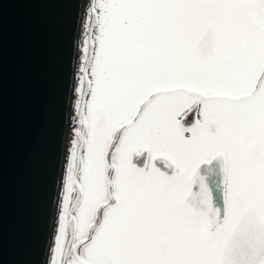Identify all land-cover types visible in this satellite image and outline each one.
Instances as JSON below:
<instances>
[{
  "label": "snow or ice",
  "instance_id": "obj_1",
  "mask_svg": "<svg viewBox=\"0 0 264 264\" xmlns=\"http://www.w3.org/2000/svg\"><path fill=\"white\" fill-rule=\"evenodd\" d=\"M87 31L50 264H264V0H90Z\"/></svg>",
  "mask_w": 264,
  "mask_h": 264
},
{
  "label": "water",
  "instance_id": "obj_2",
  "mask_svg": "<svg viewBox=\"0 0 264 264\" xmlns=\"http://www.w3.org/2000/svg\"><path fill=\"white\" fill-rule=\"evenodd\" d=\"M80 1L0 0V264H44L48 253Z\"/></svg>",
  "mask_w": 264,
  "mask_h": 264
},
{
  "label": "flooded vegetation",
  "instance_id": "obj_3",
  "mask_svg": "<svg viewBox=\"0 0 264 264\" xmlns=\"http://www.w3.org/2000/svg\"><path fill=\"white\" fill-rule=\"evenodd\" d=\"M76 62L77 63L75 64L76 65L75 80H74L73 87H72L73 92H72V96H71V106H70V110H69V112H70L69 127H68L69 131L67 132V134L71 135L73 140H74V128L77 126L76 121H75L76 113H75V109H74V103H75L74 88H75L76 81L79 79V75H80L79 68L82 66V58L77 59ZM67 141H68V137H67ZM72 141H71V144H69L70 148L72 146ZM68 154H69V151H68ZM221 164H222V161L217 159V160L212 161L210 164L201 165V167L199 169V173L202 177H204L205 183L210 184V186H211L210 191L212 192L214 200L217 204L221 203V197H222V191H219V188L217 186L218 182L222 181V177H223L222 170H221Z\"/></svg>",
  "mask_w": 264,
  "mask_h": 264
},
{
  "label": "bare ground",
  "instance_id": "obj_4",
  "mask_svg": "<svg viewBox=\"0 0 264 264\" xmlns=\"http://www.w3.org/2000/svg\"><path fill=\"white\" fill-rule=\"evenodd\" d=\"M86 3H87V0H81L80 1V12H79V25H78V27H77V29H76V31H77V35H76V37L78 38L79 36H81L82 34H83V31H82V26H83V15H84V10H85V6H86ZM80 46V45H79ZM79 48V47H78ZM78 48H77V53H78ZM79 58V55H77V59ZM77 63V62H76ZM80 65V64H79ZM77 77V76H76ZM68 123H69V121H68ZM69 131V130H68ZM73 133V132H72ZM68 135V134H67ZM67 146V145H66ZM65 146V147H66ZM66 149H64L63 150V156H62V158H63V161H62V163H61V166H60V173H59V177H58V186H57V191H56V193H57V195H56V200H55V207H54V211H56V209H57V206H58V201H59V196H60V186H61V183H62V181H61V179H62V175H63V171H64V165H65V163H64V160H65V154H66ZM68 161V160H67ZM53 211V213H54V215H56V213ZM53 215V216H54ZM56 220H57V216H54L53 217V221H52V230H51V232H50V234H49V241H48V248H47V250H48V253H47V255L45 256L46 258L44 259V264H49V249H50V246H51V241H52V235H53V231L55 230V224H56ZM51 258V257H50ZM51 260V259H50Z\"/></svg>",
  "mask_w": 264,
  "mask_h": 264
},
{
  "label": "rangeland",
  "instance_id": "obj_5",
  "mask_svg": "<svg viewBox=\"0 0 264 264\" xmlns=\"http://www.w3.org/2000/svg\"><path fill=\"white\" fill-rule=\"evenodd\" d=\"M85 8V10H84V15H83V26H82V30H84V28H85V25H86V21H87V8H86V6L84 7ZM84 36H83V34L80 36V38H79V42H80V46H79V48H78V55H79V58L78 59H80V58H82V49H83V41H84ZM68 141H67V143H66V156H65V160H64V163H65V165H64V171H63V175H62V179H61V181L63 182V180H64V178H65V175H66V173H65V169H66V165H67V160L69 159V154H68V151H69V149H70V146H69V144H71V141L73 140V138L71 137V135H69L68 134ZM61 186H62V183H61ZM60 186V187H61ZM60 196H59V201H60V197H61V195H62V190H61V188H60ZM59 201H58V206H57V209H56V211H55V213H56V215L55 216H57V220H56V224H55V230L53 231V235H52V241H51V246H50V251H49V264H50V257H51V250H52V248H53V242H54V238H55V236H56V234H57V232H56V229H57V222H58V216H59V214H60V203H59Z\"/></svg>",
  "mask_w": 264,
  "mask_h": 264
}]
</instances>
